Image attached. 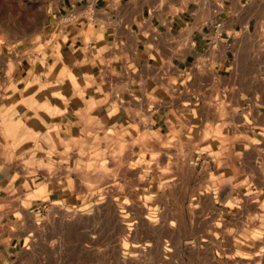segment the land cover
<instances>
[{"label":"rangeland","instance_id":"1","mask_svg":"<svg viewBox=\"0 0 264 264\" xmlns=\"http://www.w3.org/2000/svg\"><path fill=\"white\" fill-rule=\"evenodd\" d=\"M43 1L0 0V20L13 19L21 38L30 7ZM243 32L226 48L238 55L232 77L207 64L175 88L164 73L157 83L112 82L87 95L69 74L62 90L46 91L36 119L14 121L12 107L0 115V168L59 197L40 223L58 229L57 257L264 264V128L246 88L258 43ZM24 45L11 47L16 61Z\"/></svg>","mask_w":264,"mask_h":264},{"label":"crops","instance_id":"2","mask_svg":"<svg viewBox=\"0 0 264 264\" xmlns=\"http://www.w3.org/2000/svg\"><path fill=\"white\" fill-rule=\"evenodd\" d=\"M28 16L21 38L13 19L0 20L7 48L0 51V115L12 107L14 121L36 119L35 107L48 104L46 91L62 90L69 74L83 80L71 88L87 95L112 82H156L164 73L175 88L176 79L190 81L207 64L216 77H232L238 55L226 48L244 31L258 43L246 88L264 128V0H45ZM16 43L26 50L18 61ZM48 189L0 168V264H78L57 257L58 229L40 224L59 200Z\"/></svg>","mask_w":264,"mask_h":264}]
</instances>
